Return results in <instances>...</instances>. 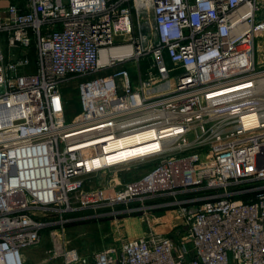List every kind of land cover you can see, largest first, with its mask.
<instances>
[{
  "label": "built area",
  "instance_id": "built-area-1",
  "mask_svg": "<svg viewBox=\"0 0 264 264\" xmlns=\"http://www.w3.org/2000/svg\"><path fill=\"white\" fill-rule=\"evenodd\" d=\"M257 39L264 0H0V264H23L46 229L61 264H264ZM79 81L68 121L63 90ZM150 133L158 151L107 162L110 142ZM155 159L120 189L88 188ZM109 207L174 209L179 221L118 249H67L73 215Z\"/></svg>",
  "mask_w": 264,
  "mask_h": 264
},
{
  "label": "rangeland",
  "instance_id": "rangeland-1",
  "mask_svg": "<svg viewBox=\"0 0 264 264\" xmlns=\"http://www.w3.org/2000/svg\"><path fill=\"white\" fill-rule=\"evenodd\" d=\"M260 43L264 46V41L257 39V47H259ZM257 61H260V51L258 49ZM146 67L147 60L145 59L141 62L140 70L144 72ZM137 71V67H130L131 79L134 84L138 80ZM81 82H74L64 87L63 92L66 99L68 121H71L79 114L78 88ZM156 162H158V159L146 163H133L130 166L120 168L117 172L113 171L102 176L92 177L91 181L88 182V188H108L110 184L115 187L118 185L117 188L120 189L125 184L140 178ZM137 206L139 205H132V207ZM122 208L115 207L112 209L109 207L103 211L94 212L87 210L75 213L73 216H80L83 220L70 223L63 234H61V239L64 240L67 249L77 250L81 255H91L97 251L109 248L118 249L128 238L144 236L151 228L157 229L160 233L172 235L171 226L174 223L170 221V218L175 217L179 221L174 209L169 211L165 208L153 211V213L129 208V210L119 215L108 214L113 210L117 211ZM53 246L52 229H46L42 241L37 247L22 250L23 264H61L60 259L50 261V257L53 254Z\"/></svg>",
  "mask_w": 264,
  "mask_h": 264
},
{
  "label": "bare ground",
  "instance_id": "bare-ground-1",
  "mask_svg": "<svg viewBox=\"0 0 264 264\" xmlns=\"http://www.w3.org/2000/svg\"><path fill=\"white\" fill-rule=\"evenodd\" d=\"M261 47H263L262 43H260L259 45L260 49ZM255 117L256 116L252 115V117L245 119L247 120V125L252 126V125H255L257 122H259V121H256L257 117L256 118ZM153 136L154 135L150 133V134H145L143 136L134 137V138L127 139V140L124 139V140L114 141L113 143L110 142V146L106 148V153H109L111 151H114L115 153L107 157L109 159L107 160V162L111 164L112 163L117 164L123 161L134 159L140 156H144L150 153H155L156 151H158V148L160 145L157 142L148 143L153 140ZM136 145H140V146H136ZM133 146H136V147L131 148ZM94 165H101V162L97 161ZM87 166L90 167L91 165L88 164ZM41 173L42 172L39 171V174ZM39 185L42 186V182H40ZM170 221H172L175 224L177 223V218L171 217Z\"/></svg>",
  "mask_w": 264,
  "mask_h": 264
},
{
  "label": "crops",
  "instance_id": "crops-1",
  "mask_svg": "<svg viewBox=\"0 0 264 264\" xmlns=\"http://www.w3.org/2000/svg\"><path fill=\"white\" fill-rule=\"evenodd\" d=\"M3 1V3H6L8 0H2Z\"/></svg>",
  "mask_w": 264,
  "mask_h": 264
}]
</instances>
